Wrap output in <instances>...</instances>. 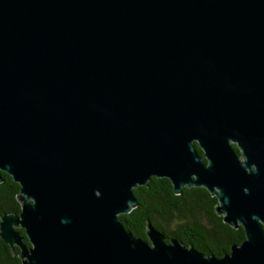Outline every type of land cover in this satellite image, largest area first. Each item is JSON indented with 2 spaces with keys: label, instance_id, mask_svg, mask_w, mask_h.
I'll list each match as a JSON object with an SVG mask.
<instances>
[{
  "label": "water",
  "instance_id": "1",
  "mask_svg": "<svg viewBox=\"0 0 264 264\" xmlns=\"http://www.w3.org/2000/svg\"><path fill=\"white\" fill-rule=\"evenodd\" d=\"M1 172L21 264H264V0H0ZM151 178L205 189L244 240L133 236Z\"/></svg>",
  "mask_w": 264,
  "mask_h": 264
},
{
  "label": "trees",
  "instance_id": "2",
  "mask_svg": "<svg viewBox=\"0 0 264 264\" xmlns=\"http://www.w3.org/2000/svg\"><path fill=\"white\" fill-rule=\"evenodd\" d=\"M1 178L0 216L18 214L20 205L16 195L19 186L3 172ZM133 195L137 206L128 214L120 215L119 219L135 237L145 239V224L150 221L165 241L174 238L206 256L216 258L228 254L231 245H239L244 240L243 229H233L223 223L222 217L215 212L216 198L203 188H183L181 194L174 195L167 179L151 178L147 187L134 189ZM17 231L22 235L21 229ZM25 243L29 246L26 240ZM18 253V248L11 252L0 240V264H21Z\"/></svg>",
  "mask_w": 264,
  "mask_h": 264
},
{
  "label": "flooded vegetation",
  "instance_id": "3",
  "mask_svg": "<svg viewBox=\"0 0 264 264\" xmlns=\"http://www.w3.org/2000/svg\"><path fill=\"white\" fill-rule=\"evenodd\" d=\"M235 148V146H233Z\"/></svg>",
  "mask_w": 264,
  "mask_h": 264
}]
</instances>
